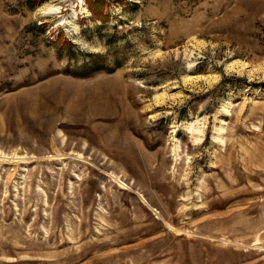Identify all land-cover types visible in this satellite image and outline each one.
<instances>
[{"label":"rangeland","instance_id":"rangeland-1","mask_svg":"<svg viewBox=\"0 0 264 264\" xmlns=\"http://www.w3.org/2000/svg\"><path fill=\"white\" fill-rule=\"evenodd\" d=\"M102 1L0 0V264H264V0Z\"/></svg>","mask_w":264,"mask_h":264},{"label":"bare ground","instance_id":"bare-ground-1","mask_svg":"<svg viewBox=\"0 0 264 264\" xmlns=\"http://www.w3.org/2000/svg\"><path fill=\"white\" fill-rule=\"evenodd\" d=\"M81 2H85V0H80ZM43 13L45 15H56V14H59L61 13V6L60 5H51V4H47V6H45L43 9H42ZM84 12H86L87 14H89V10L87 8H84ZM72 15L74 17H77V13L74 11L72 13ZM77 27L76 26H70L69 27V30H76ZM220 130H222V128H220Z\"/></svg>","mask_w":264,"mask_h":264},{"label":"trees","instance_id":"trees-1","mask_svg":"<svg viewBox=\"0 0 264 264\" xmlns=\"http://www.w3.org/2000/svg\"><path fill=\"white\" fill-rule=\"evenodd\" d=\"M96 5H99L100 6V8H101V6L103 5V1L102 0H97V4ZM33 6V5H32ZM100 8H99V10H100ZM91 10H92V12L95 14V15H98L99 13L96 11L97 9L95 8V7H93V6H91ZM98 10V11H99ZM99 15H101V14H99Z\"/></svg>","mask_w":264,"mask_h":264}]
</instances>
